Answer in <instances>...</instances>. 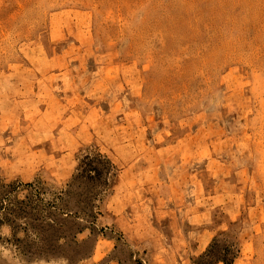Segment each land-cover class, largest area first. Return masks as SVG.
Segmentation results:
<instances>
[{
  "label": "rangeland",
  "instance_id": "1",
  "mask_svg": "<svg viewBox=\"0 0 264 264\" xmlns=\"http://www.w3.org/2000/svg\"><path fill=\"white\" fill-rule=\"evenodd\" d=\"M99 155L114 171L69 186ZM5 193L76 225L54 242L16 214L0 264H194L228 231L264 264V0H0Z\"/></svg>",
  "mask_w": 264,
  "mask_h": 264
},
{
  "label": "trees",
  "instance_id": "2",
  "mask_svg": "<svg viewBox=\"0 0 264 264\" xmlns=\"http://www.w3.org/2000/svg\"><path fill=\"white\" fill-rule=\"evenodd\" d=\"M98 162L103 163L101 164V167L99 168L93 167L92 165L95 164V161H90V158L84 157L81 160V164L83 166V170L81 173H78L75 179L70 183L69 186H71L76 178L78 176L88 175V176H96L101 177L104 175L105 171L107 173H112L114 171V167L112 165V162L102 155H99ZM89 167V169H88ZM101 169V170H99ZM89 170L91 173H89ZM94 173V174H93ZM96 174V175H95ZM106 187H109V184H106ZM32 196L29 197V201L26 202L23 200L21 204L23 205L22 208H20L19 211H14L9 204L10 197L8 196V193H5L4 196L0 197V226L4 224H10L12 229H16L15 232L19 230V224L12 223L14 221L13 217L17 214L18 217H33L36 222V226L38 227V230L40 231V235H43V230L49 231V233L52 236V241H58L59 238L64 237L65 239H69V235H62L60 234L59 237L57 235L60 233V230H64L66 227L67 229H72L76 225V223L73 224V221L64 218L63 214H56L52 211V208L55 207L56 201H53L51 203H48L45 208H40V212L37 214H31L32 212H27L26 207L34 204V202L37 203L35 205L34 209L37 206H40L42 203L41 199L37 197V194H31ZM34 197L37 199L35 200ZM2 198H7L6 200H2ZM91 196H85L83 200L80 202V207L82 212L91 211ZM17 217V216H16ZM71 221V222H70ZM15 222V221H14ZM39 223V224H38ZM78 223V222H77ZM33 227V226H32ZM28 228V227H26ZM87 227L80 228L79 232H83ZM18 244H20V248L24 250L26 255H29L31 257H43V258H50L54 257L56 253V244L55 243H45V246L36 247L38 244L35 240H33L29 233H26L25 238L23 239H16ZM45 239H41L40 241H44ZM38 241L42 244V242ZM55 251V252H53ZM240 244L238 242V238L233 232H223L218 235H216L209 246L204 250V252L199 255L195 261L194 264H235V261L240 255ZM50 253H52V256H50Z\"/></svg>",
  "mask_w": 264,
  "mask_h": 264
},
{
  "label": "crops",
  "instance_id": "3",
  "mask_svg": "<svg viewBox=\"0 0 264 264\" xmlns=\"http://www.w3.org/2000/svg\"><path fill=\"white\" fill-rule=\"evenodd\" d=\"M25 156L26 155L21 152V155H19V156L17 155V161H22L25 158ZM12 160L15 161L13 158H12ZM15 163H17V162L15 161ZM17 175L20 176L19 174H17ZM10 177H13V176H10ZM209 242H210V239L207 240V242L201 247L199 255L203 253V251L206 249ZM106 249H107V247H106ZM95 252H96V250H95ZM95 252H94V254H95ZM110 264H114V263H110Z\"/></svg>",
  "mask_w": 264,
  "mask_h": 264
},
{
  "label": "built area",
  "instance_id": "4",
  "mask_svg": "<svg viewBox=\"0 0 264 264\" xmlns=\"http://www.w3.org/2000/svg\"><path fill=\"white\" fill-rule=\"evenodd\" d=\"M143 263H144V264H147V262H146L145 260L143 261Z\"/></svg>",
  "mask_w": 264,
  "mask_h": 264
}]
</instances>
